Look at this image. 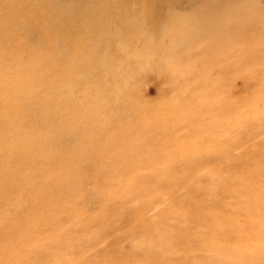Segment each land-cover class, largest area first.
<instances>
[{
    "label": "rangeland",
    "instance_id": "obj_1",
    "mask_svg": "<svg viewBox=\"0 0 264 264\" xmlns=\"http://www.w3.org/2000/svg\"><path fill=\"white\" fill-rule=\"evenodd\" d=\"M234 41L201 97L114 123L38 202L17 193L0 264H264V25Z\"/></svg>",
    "mask_w": 264,
    "mask_h": 264
},
{
    "label": "bare ground",
    "instance_id": "obj_2",
    "mask_svg": "<svg viewBox=\"0 0 264 264\" xmlns=\"http://www.w3.org/2000/svg\"><path fill=\"white\" fill-rule=\"evenodd\" d=\"M263 25L264 0H0V227L114 123L201 97Z\"/></svg>",
    "mask_w": 264,
    "mask_h": 264
}]
</instances>
